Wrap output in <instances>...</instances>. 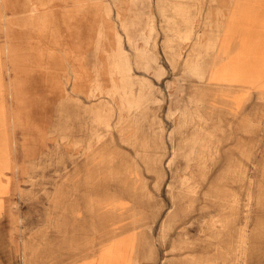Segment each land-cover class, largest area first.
I'll use <instances>...</instances> for the list:
<instances>
[{
	"label": "rangeland",
	"instance_id": "1",
	"mask_svg": "<svg viewBox=\"0 0 264 264\" xmlns=\"http://www.w3.org/2000/svg\"><path fill=\"white\" fill-rule=\"evenodd\" d=\"M234 1L0 0V264H264V166L209 79Z\"/></svg>",
	"mask_w": 264,
	"mask_h": 264
},
{
	"label": "crops",
	"instance_id": "2",
	"mask_svg": "<svg viewBox=\"0 0 264 264\" xmlns=\"http://www.w3.org/2000/svg\"><path fill=\"white\" fill-rule=\"evenodd\" d=\"M222 30L220 58L209 72L210 83L225 88L228 104L234 107L236 102L232 98L240 94L243 157L247 144L252 164L261 167L264 166V0H235ZM110 247L101 244L95 255L70 264H99V254L104 252L124 254L125 264H136V251L131 247L109 250Z\"/></svg>",
	"mask_w": 264,
	"mask_h": 264
}]
</instances>
